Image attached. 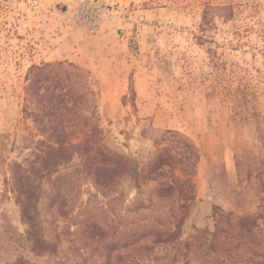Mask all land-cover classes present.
<instances>
[{"label":"rangeland","instance_id":"374dc122","mask_svg":"<svg viewBox=\"0 0 264 264\" xmlns=\"http://www.w3.org/2000/svg\"><path fill=\"white\" fill-rule=\"evenodd\" d=\"M60 64L87 73L95 140L141 176L104 197L75 155L42 179L29 235L11 167L28 168L47 142L27 88L36 68ZM164 151L192 184L190 200L159 196L168 167L165 178L142 179ZM261 207L264 0H0V264H222L186 243L215 231L216 209L242 217ZM180 222L175 243L156 244L155 233Z\"/></svg>","mask_w":264,"mask_h":264},{"label":"trees","instance_id":"16d2710c","mask_svg":"<svg viewBox=\"0 0 264 264\" xmlns=\"http://www.w3.org/2000/svg\"><path fill=\"white\" fill-rule=\"evenodd\" d=\"M34 71L27 91L36 103V111L29 117L47 142L40 141L36 144V160L28 168L18 163L11 167L12 191L22 208L23 219L29 225V235L36 230V203L40 199L42 179L70 163L75 155L85 157L88 176L104 197L125 177L137 180L141 176L130 159L112 153L95 140L98 129L91 123L96 109L94 92L85 71L73 65L67 68L63 64L56 69L52 65H45ZM34 71L31 70L30 75ZM76 132H83L88 138L80 144H73L72 137ZM170 136L179 134L167 132L165 139ZM164 153L165 151L157 156L149 174L142 179L158 181L165 178V167H168L170 183L160 184L159 196L170 198L178 191L181 197L186 196L190 200L191 191H186L185 186L189 185L192 189V184L176 175L177 168L170 162L175 157H166ZM186 154L184 153L185 157H181L177 164L187 159ZM190 207L186 203L180 206L184 215L181 220ZM213 218L215 231L198 232L195 237L196 244L186 243V247L194 246V253L199 254L200 259L205 262L211 260L222 264H264V207L255 216L242 217L216 209ZM86 223L84 221L81 225ZM180 225L181 222L171 233H155L153 237L156 244L175 243ZM85 227L91 235L102 232L96 224Z\"/></svg>","mask_w":264,"mask_h":264}]
</instances>
